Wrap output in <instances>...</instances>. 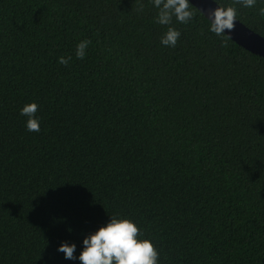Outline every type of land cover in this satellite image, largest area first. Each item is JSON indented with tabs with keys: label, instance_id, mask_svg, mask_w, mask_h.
Instances as JSON below:
<instances>
[{
	"label": "trees",
	"instance_id": "1",
	"mask_svg": "<svg viewBox=\"0 0 264 264\" xmlns=\"http://www.w3.org/2000/svg\"><path fill=\"white\" fill-rule=\"evenodd\" d=\"M215 1L264 37V0ZM193 10L164 26L150 0H0V264H81L112 216L158 264H264V58Z\"/></svg>",
	"mask_w": 264,
	"mask_h": 264
},
{
	"label": "clouds",
	"instance_id": "2",
	"mask_svg": "<svg viewBox=\"0 0 264 264\" xmlns=\"http://www.w3.org/2000/svg\"><path fill=\"white\" fill-rule=\"evenodd\" d=\"M158 9L156 23L164 26L172 24L173 17L180 24L187 25L195 17L193 5L190 0H150ZM235 4L246 8H253L257 0H234ZM140 11L143 4L139 5ZM259 14L264 17V8H260ZM211 20L210 31L218 37H223L222 46L227 47V41L231 38L225 36V31H233L237 21L238 12L233 6L216 7L209 12ZM203 35V32L201 33ZM181 36L180 31L168 27L167 32L161 39V43L167 47H175ZM91 44L90 40L81 41L76 47V58L83 60L86 49ZM71 56L60 57L59 64L68 66ZM39 106L36 103L25 105L21 116L28 117L27 130L29 132L40 131V121L36 118ZM141 230L136 223L127 218L112 216L110 222L99 228L94 234L83 240V251L79 255L81 264H158L159 252L155 245L148 239H140ZM65 254V259L75 260L76 245L69 246L67 243L58 248Z\"/></svg>",
	"mask_w": 264,
	"mask_h": 264
},
{
	"label": "water",
	"instance_id": "3",
	"mask_svg": "<svg viewBox=\"0 0 264 264\" xmlns=\"http://www.w3.org/2000/svg\"><path fill=\"white\" fill-rule=\"evenodd\" d=\"M190 3L197 8L210 22L209 12L220 6L215 0H190ZM231 40L247 51L264 58V37L256 33L237 19L233 31H225Z\"/></svg>",
	"mask_w": 264,
	"mask_h": 264
}]
</instances>
